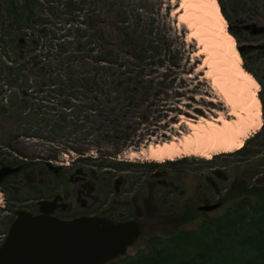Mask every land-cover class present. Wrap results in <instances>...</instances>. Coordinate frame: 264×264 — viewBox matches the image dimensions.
Returning a JSON list of instances; mask_svg holds the SVG:
<instances>
[{
	"label": "rangeland",
	"instance_id": "obj_1",
	"mask_svg": "<svg viewBox=\"0 0 264 264\" xmlns=\"http://www.w3.org/2000/svg\"><path fill=\"white\" fill-rule=\"evenodd\" d=\"M9 1L16 3L23 18H26L24 6L26 0ZM49 1L52 2L49 4ZM66 1L31 0V4L37 2L34 8L38 16L44 21L49 20L45 26L58 36L70 34L67 31V20L70 16L63 8ZM79 1L85 2L84 8L87 14L94 16L100 13L104 17V24L107 28H111V34L129 31L131 33L129 46L142 45L145 38L141 30L144 23L153 19L155 26L162 30L161 34L167 40V44L171 45L170 56L178 59L177 67H171L168 59L164 60V58V67L152 65L146 67V80H154L161 85V93L156 99H151L152 103L143 107L141 110L143 114L135 113L126 117L127 121L123 123V127L127 126L125 132L131 137L125 147L119 146L113 140L98 141L97 132H93L88 137L81 134L76 136L68 132L67 136L70 141L79 139L74 146L87 148L92 155L89 158L94 157L95 159L88 163L78 162L77 153L64 152L66 141L57 140L53 144L44 139L50 134V130H44V125L39 122L49 118L48 109L44 107L49 103L43 98L44 100L33 102H36L35 107L42 108V113L36 120L38 125L33 126L35 121L20 124L12 116L1 120L0 148L8 153H13V151L18 153L14 157L25 162L37 158L45 159L55 154L58 161L52 164L62 167L66 177L62 185L57 179L52 178V195L56 193L61 196L73 194L72 197L64 200V203L70 207L62 211L61 215L65 219H72L96 212L107 219L116 220V216L113 218L110 213L113 206L116 213L136 220L143 228L142 237L128 252L129 255L135 256L147 250V244L153 237H166L171 232L193 230L200 224L209 223L220 215H225L241 197H244V193L243 196L240 194L241 187L236 188L232 194L229 193L234 182H242L240 186L251 189L257 182H264V125L259 133L247 141L249 144L245 153L236 151L220 154L211 160L187 157L164 163L153 162L146 156L131 159L129 155L131 151L139 152L150 144L170 141L173 137L188 133V127L180 123V117L183 116L193 121H198L201 117L217 118L219 113L227 115L228 108L224 107L223 103H218L221 98L212 91L210 81L204 78L203 64L206 55L197 35L179 18L180 0ZM218 2L220 4V0ZM221 2L231 18L233 30L239 33L237 38L232 34L236 39L238 50L245 47L242 51L246 52L245 56L239 52L243 59V66L245 69H251L259 79L257 81L261 86L259 97L262 102L264 124V32L253 35L251 30L244 29L247 25L264 28V0H221ZM13 21L12 14L7 10L6 0H0V86L4 78V62L6 63L3 56L15 54L14 46L10 43V38L14 34L13 28H15ZM127 21L130 23L129 26L122 25ZM37 28L38 25L29 26L27 32L34 35ZM228 31L230 32L229 23ZM49 38L51 37L41 41L38 52L46 53L51 44ZM67 38L69 39L68 36ZM249 47H252L251 51L247 50ZM121 58L124 62L130 61L128 57H124V54ZM126 66L130 67L129 64ZM13 93L7 87L2 94L0 90V106L11 104L15 100ZM210 100H215V103ZM32 126L36 128V131L39 130L40 137H32L33 135L30 138L26 137L25 134L28 132L36 134L34 131H29V127ZM14 136L15 138L19 136V139L11 141L10 139ZM108 160L115 165L110 169H100L99 165ZM42 162L45 161L42 160ZM78 169L94 171L100 178L107 177L106 180L101 179L99 182L98 192L95 195L98 196L99 201L93 209H81L76 202L77 186L69 182V177ZM215 171L222 172L225 178H216L213 175ZM209 177L214 179L217 189L212 186ZM113 178L122 183L119 194L111 185ZM165 180L174 183V186L163 187L160 181ZM225 196L229 198L226 202H222L223 207L220 210L210 214L199 212L196 219L190 222L181 221L176 213L180 207L186 209L192 206L197 209L199 206L216 204L221 202L219 199ZM4 204L5 201L0 196V223L3 224L6 218L10 217L2 209ZM249 208L253 209L254 206L247 207L246 211ZM249 212L251 217H254L252 212Z\"/></svg>",
	"mask_w": 264,
	"mask_h": 264
},
{
	"label": "trees",
	"instance_id": "obj_2",
	"mask_svg": "<svg viewBox=\"0 0 264 264\" xmlns=\"http://www.w3.org/2000/svg\"><path fill=\"white\" fill-rule=\"evenodd\" d=\"M36 3L25 1L27 16L23 18L17 4L6 0L7 10L14 18L15 28L10 43L15 54L3 56L6 63L0 90L2 94L7 87L14 92L15 100L0 106V122L12 116L20 124L35 121L33 126L38 125L36 120L42 108L38 109L33 102L45 98L49 103L44 106L48 109L49 118L39 122L44 125V130H50V134L44 139L53 144L57 140L66 141L64 152L77 153L78 162L88 163L95 159L89 158L92 155L87 148H76L74 145L79 139L70 141L68 132L85 137L97 132L98 141L113 140L125 147L131 137L125 132L127 126L123 127L126 117L143 114V107L161 93V85L154 80H146V67H164L163 58L168 59L173 68L178 65V59L170 56L171 45L162 36V30L155 26L153 19L148 20L141 30L146 42L129 46V31L111 34V28L105 26V19L100 13L91 16L84 8L85 2L67 0L63 8L70 16L67 20L70 34L58 36L45 26L49 20L44 21L38 16L34 8ZM220 4L231 34L239 37L221 0ZM35 25H38L35 34H29L27 27ZM122 25L129 26L130 23L127 21ZM47 37H51L49 48L45 54L38 52L41 41ZM122 54L130 61H122ZM242 55L245 56L246 52ZM128 64L130 67L126 66ZM246 70L259 80L251 69ZM33 126L29 127V131L36 134L28 132L25 134L27 138L32 135L40 137L39 130L36 131ZM17 139L19 136L10 140ZM248 144L246 142L239 152L245 153ZM14 155L18 153H8L0 148V168L25 163ZM37 159H31L26 164L30 165ZM41 160L52 163L58 158L52 154ZM114 165L108 160L99 168L110 169ZM240 184L242 182H234L229 193L241 187L240 194L243 196L244 193V197L225 215L200 224L193 230L153 237L146 251L135 256L127 254L109 264H264V182H257L253 189ZM228 198L225 196L219 201L224 203ZM250 206L254 208L246 211ZM178 210L179 218L186 222L195 220L200 214L192 206Z\"/></svg>",
	"mask_w": 264,
	"mask_h": 264
},
{
	"label": "bare ground",
	"instance_id": "obj_3",
	"mask_svg": "<svg viewBox=\"0 0 264 264\" xmlns=\"http://www.w3.org/2000/svg\"><path fill=\"white\" fill-rule=\"evenodd\" d=\"M179 18L202 44L206 57L203 68L227 115L201 117L193 121L180 117L189 132L170 141L150 144L141 151H131L130 158L146 156L156 163L187 157L211 160L220 154L240 151L246 142L263 128L260 83L243 66L235 37L218 0H180ZM215 103V100H210Z\"/></svg>",
	"mask_w": 264,
	"mask_h": 264
},
{
	"label": "water",
	"instance_id": "obj_4",
	"mask_svg": "<svg viewBox=\"0 0 264 264\" xmlns=\"http://www.w3.org/2000/svg\"><path fill=\"white\" fill-rule=\"evenodd\" d=\"M244 29L251 30L253 35L264 32L263 27L256 25H247ZM244 48H239V52ZM48 166L57 170L51 162ZM21 169L22 166L1 167L0 183ZM81 173L82 169H78L75 175ZM119 183L117 180V187ZM62 200L58 195L52 201L41 202L39 215L26 211L16 213L17 218L0 248V264H109L125 257L143 235V228L136 220L56 217L53 215L56 209L65 211L68 208ZM222 206L223 203L218 202L199 206L197 211L211 213Z\"/></svg>",
	"mask_w": 264,
	"mask_h": 264
},
{
	"label": "flooded vegetation",
	"instance_id": "obj_5",
	"mask_svg": "<svg viewBox=\"0 0 264 264\" xmlns=\"http://www.w3.org/2000/svg\"><path fill=\"white\" fill-rule=\"evenodd\" d=\"M29 162L30 161H26L25 163H21L17 166H12V167L22 166V169L19 172L6 177L0 183V196L5 201V204L2 207V209L4 212H7L10 215L9 218H6L5 224L0 223V248L3 246L8 236L10 228L17 218L16 215L17 212L26 211L33 215H39L41 213L40 212L41 202L52 201L56 196L58 195L61 196L58 193L52 195L51 184L53 177L60 182V185L64 183V178L66 177L65 176L66 174L64 173V169L60 166H56L57 170H52L48 166V163L46 162L43 163L41 159H37L33 161L32 164L27 165L26 163ZM75 172L70 175L69 182L77 186L76 202L80 205L81 209H88V208L93 209L99 201V199L97 198L98 196H95L96 193L98 192L99 182L101 179L106 180L107 177L100 178L96 172L87 171L85 169H82V173L79 175H75ZM213 175L219 179L225 178L224 174L220 171H215ZM209 181L214 188L216 189L218 188L214 179L209 177ZM116 182L117 180L115 178L111 179V185L115 189V192L119 194L121 192L120 189L122 183L120 181L117 187ZM160 183L162 184L163 187L174 186V183H169L167 180L160 181ZM72 196L73 194H65L64 196H61L63 198L61 203L62 202L64 203V200H67L69 197ZM62 211L63 210L61 209H56L53 215L65 219L61 215ZM110 213L112 217L116 216V220L114 221L133 220L130 218L122 217V215L116 213L113 206L111 207ZM81 216L103 217L98 215L96 212ZM109 220H113V219H109ZM130 249L131 248H129V250Z\"/></svg>",
	"mask_w": 264,
	"mask_h": 264
}]
</instances>
